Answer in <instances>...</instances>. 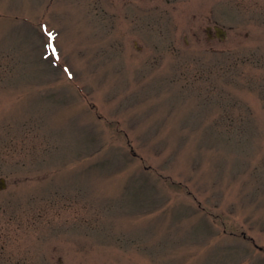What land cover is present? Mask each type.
Masks as SVG:
<instances>
[{
	"label": "rangeland",
	"instance_id": "rangeland-1",
	"mask_svg": "<svg viewBox=\"0 0 264 264\" xmlns=\"http://www.w3.org/2000/svg\"><path fill=\"white\" fill-rule=\"evenodd\" d=\"M0 178V264H264V0H0Z\"/></svg>",
	"mask_w": 264,
	"mask_h": 264
},
{
	"label": "water",
	"instance_id": "water-1",
	"mask_svg": "<svg viewBox=\"0 0 264 264\" xmlns=\"http://www.w3.org/2000/svg\"><path fill=\"white\" fill-rule=\"evenodd\" d=\"M216 29L217 30H221V32L225 33V31L223 30V28H221L219 26H216ZM0 181H1L0 188H2L3 186H6V183H5V179L4 178H1Z\"/></svg>",
	"mask_w": 264,
	"mask_h": 264
},
{
	"label": "snow or ice",
	"instance_id": "snow-or-ice-1",
	"mask_svg": "<svg viewBox=\"0 0 264 264\" xmlns=\"http://www.w3.org/2000/svg\"><path fill=\"white\" fill-rule=\"evenodd\" d=\"M52 36V33H49V37H51ZM56 54V49L53 47V55H55Z\"/></svg>",
	"mask_w": 264,
	"mask_h": 264
}]
</instances>
